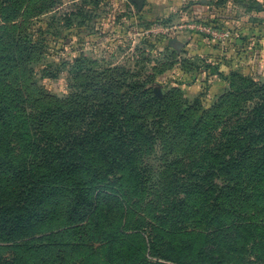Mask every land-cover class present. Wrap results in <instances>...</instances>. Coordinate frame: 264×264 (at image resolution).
Returning a JSON list of instances; mask_svg holds the SVG:
<instances>
[{
    "label": "rangeland",
    "instance_id": "rangeland-1",
    "mask_svg": "<svg viewBox=\"0 0 264 264\" xmlns=\"http://www.w3.org/2000/svg\"><path fill=\"white\" fill-rule=\"evenodd\" d=\"M262 156L264 0H0V264H264Z\"/></svg>",
    "mask_w": 264,
    "mask_h": 264
},
{
    "label": "trees",
    "instance_id": "trees-1",
    "mask_svg": "<svg viewBox=\"0 0 264 264\" xmlns=\"http://www.w3.org/2000/svg\"><path fill=\"white\" fill-rule=\"evenodd\" d=\"M191 107L195 108L194 105H191ZM204 115H205V113H204ZM205 119L206 120H204L203 118H200L197 120V122H195V121L193 122L194 123L193 127L195 129H198L199 133H198V136H191V134H189L188 138L197 137L199 139L205 140V142H203L202 146L199 148L200 152H203L204 154H209V152L210 153H213V152L218 153L222 150L221 147H217L215 150L214 149L209 150V148H208L209 142L207 139L210 137L209 132L213 131V129H212V125H210V127H208V125H207V122H206L207 121V115H206ZM210 123H212V121ZM204 124L206 125L208 133H205V127H203V128L201 127ZM128 137H131V136L128 135ZM231 137H228V138H231V139H229L230 141L228 142L227 140H225V143H223V145H225L226 148L232 147L233 149H237L236 152H240V155L237 153L236 156L233 155L231 158L229 157V159L226 161L225 165H230L232 162L241 161V156L244 154L243 149H242L243 146L236 143V142L242 143L244 141V140H242L243 139L242 135H240L238 137H236L234 135ZM239 137H242V139H239ZM133 138H136V136ZM124 140H125V136L123 138H120L117 141H115L116 147H114L113 149L111 148L110 151L113 150V153L115 154L119 148L122 149L124 147V149H126V143ZM117 143L119 145H117ZM185 149H186V147L184 148V150ZM126 151L129 152L127 149H126ZM128 154H130V153H128ZM2 162H3V164L6 163L7 158L6 159L3 158ZM254 165H256V170H254L255 172L258 171L259 174H262V173L264 174V156L259 157L257 159V162ZM247 177H250V176L247 175ZM35 192L37 194V189H36V186H33L29 190L28 193H26L23 190L19 193V195L13 196L12 197L13 199H11L10 202H5L3 200H0V208L2 209V211H1L2 218H1L0 222H1V225L3 228H5L6 230H18V229L26 228L29 225L28 210L31 209L32 203L34 202V195L33 194ZM95 204H96V201H95ZM242 227H243L242 230H244V232H245L244 235L237 234V235H234V237L232 239H228L229 244L231 245L230 248L235 246V245H240V243H241V248L240 249L237 248L233 252H236L238 249H239V252H245L246 246L244 245V243L247 240V235H249V236L255 235V232L258 231V230L246 228L245 225H242ZM263 234H264V231H263ZM106 239H107V243H110V241H111L110 237H107ZM139 251H140L139 246L130 247L128 249V252L125 255L124 259H130L131 264H134V262H135L133 258H135V260L138 258V259H140V261H142L141 259H143V258L138 256ZM218 259H219V261L217 264H228V263H226V261L222 257H221V259L220 258H218ZM110 264H112V263H110Z\"/></svg>",
    "mask_w": 264,
    "mask_h": 264
},
{
    "label": "water",
    "instance_id": "water-1",
    "mask_svg": "<svg viewBox=\"0 0 264 264\" xmlns=\"http://www.w3.org/2000/svg\"><path fill=\"white\" fill-rule=\"evenodd\" d=\"M170 44L176 49H180L182 47V43L176 40H171Z\"/></svg>",
    "mask_w": 264,
    "mask_h": 264
}]
</instances>
